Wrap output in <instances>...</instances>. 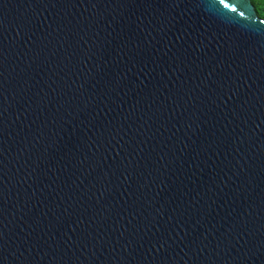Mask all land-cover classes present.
I'll use <instances>...</instances> for the list:
<instances>
[{"label":"water","instance_id":"obj_1","mask_svg":"<svg viewBox=\"0 0 264 264\" xmlns=\"http://www.w3.org/2000/svg\"><path fill=\"white\" fill-rule=\"evenodd\" d=\"M0 264H264L251 0H0Z\"/></svg>","mask_w":264,"mask_h":264},{"label":"trees","instance_id":"obj_2","mask_svg":"<svg viewBox=\"0 0 264 264\" xmlns=\"http://www.w3.org/2000/svg\"><path fill=\"white\" fill-rule=\"evenodd\" d=\"M251 1L254 4L257 14L264 18V0H251Z\"/></svg>","mask_w":264,"mask_h":264}]
</instances>
